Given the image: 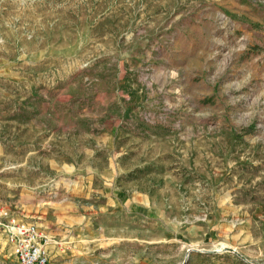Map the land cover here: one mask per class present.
<instances>
[{
  "label": "rangeland",
  "instance_id": "obj_1",
  "mask_svg": "<svg viewBox=\"0 0 264 264\" xmlns=\"http://www.w3.org/2000/svg\"><path fill=\"white\" fill-rule=\"evenodd\" d=\"M264 264V0H0V264Z\"/></svg>",
  "mask_w": 264,
  "mask_h": 264
},
{
  "label": "built area",
  "instance_id": "obj_2",
  "mask_svg": "<svg viewBox=\"0 0 264 264\" xmlns=\"http://www.w3.org/2000/svg\"><path fill=\"white\" fill-rule=\"evenodd\" d=\"M19 264H48L43 234L35 223L10 221L6 226Z\"/></svg>",
  "mask_w": 264,
  "mask_h": 264
}]
</instances>
